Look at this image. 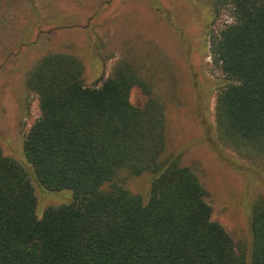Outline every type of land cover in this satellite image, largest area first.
Listing matches in <instances>:
<instances>
[{
  "label": "trees",
  "instance_id": "obj_1",
  "mask_svg": "<svg viewBox=\"0 0 264 264\" xmlns=\"http://www.w3.org/2000/svg\"><path fill=\"white\" fill-rule=\"evenodd\" d=\"M219 7L231 21L208 24L202 36L222 76L214 101L218 141L205 117L198 120L218 157L264 190L254 166L223 147L264 153V0H216L214 15ZM82 73L78 58L58 52L26 74L39 114L22 136L23 154L38 184L68 189L72 200L38 217L28 172L0 150V264H245L212 220L206 190L181 164V151L167 149L163 106L154 98L131 103V88L143 81L123 64L98 86L85 85ZM121 170L150 176L145 196L116 180ZM249 228V264H264V191L250 202Z\"/></svg>",
  "mask_w": 264,
  "mask_h": 264
},
{
  "label": "rangeland",
  "instance_id": "obj_2",
  "mask_svg": "<svg viewBox=\"0 0 264 264\" xmlns=\"http://www.w3.org/2000/svg\"><path fill=\"white\" fill-rule=\"evenodd\" d=\"M215 1L0 0V150L28 172L38 217L47 206L70 202L72 192L44 189L23 154L22 136L39 114L36 96L25 87L27 72L48 53H69L82 63L84 84L98 86L114 65L123 64L144 84L131 88V103L142 106L154 98L163 106L167 149L181 151V164L206 190L212 220L229 233L236 252L249 264L250 202L264 190L218 157L198 120L205 117L212 139L218 141L214 101L222 76L209 49H202V36L208 24L217 29L231 17L226 7L214 15ZM223 147L228 156L251 164L264 178V153ZM135 177L121 170L116 180L131 193L145 196L150 176Z\"/></svg>",
  "mask_w": 264,
  "mask_h": 264
}]
</instances>
